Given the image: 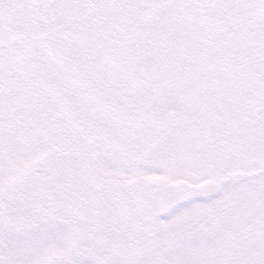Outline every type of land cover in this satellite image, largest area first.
<instances>
[{
	"label": "snow or ice",
	"instance_id": "1",
	"mask_svg": "<svg viewBox=\"0 0 264 264\" xmlns=\"http://www.w3.org/2000/svg\"><path fill=\"white\" fill-rule=\"evenodd\" d=\"M0 264H264V0H0Z\"/></svg>",
	"mask_w": 264,
	"mask_h": 264
}]
</instances>
